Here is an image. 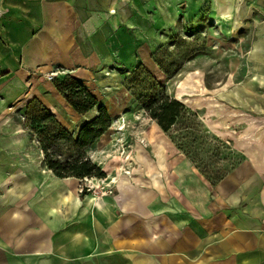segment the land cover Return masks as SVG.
<instances>
[{
  "label": "crops",
  "instance_id": "crops-1",
  "mask_svg": "<svg viewBox=\"0 0 264 264\" xmlns=\"http://www.w3.org/2000/svg\"><path fill=\"white\" fill-rule=\"evenodd\" d=\"M178 3L188 21L207 8L217 24L249 36L226 81L187 89L203 96L194 104L247 156L250 173L228 192L214 190L143 116L145 143L131 144L132 156L108 151L118 140L115 119L88 149L108 176L99 186L119 176L114 192L80 194V179L55 176L32 145L28 103L38 99L74 127L82 116L45 74L72 75L99 92L121 89L139 64L152 10L159 20ZM0 27V264H264V0H17Z\"/></svg>",
  "mask_w": 264,
  "mask_h": 264
},
{
  "label": "rangeland",
  "instance_id": "rangeland-1",
  "mask_svg": "<svg viewBox=\"0 0 264 264\" xmlns=\"http://www.w3.org/2000/svg\"><path fill=\"white\" fill-rule=\"evenodd\" d=\"M16 1L3 0L4 12L0 14V19L6 16L7 10ZM182 5L184 4L178 3L175 6L173 4V10L164 9L162 19L159 20L156 19L152 10L154 25L147 26L146 45L136 52L139 58L137 66L142 65L140 71L133 73L137 66L126 71L121 82V89H105L100 90V92L91 90V92L107 108L112 121L110 127L113 126L115 119L121 120L120 126H115L111 134V136L118 137V140H115L116 146L109 141L106 144L109 147L108 151L113 148L115 151H120L118 152L120 155L130 151L132 156L134 148L131 144H134L136 140L141 141V143L142 141L145 142L143 139L144 129L142 131L137 129L140 124L139 119L141 116L146 118V126L152 122L143 108V101L152 92V85L154 87L162 86L168 95L185 103L188 109V112L179 118L177 124L166 133L167 136L178 151L183 153L196 166L214 190L224 186L228 192L234 184L233 181L238 182L239 178L242 177L243 179L250 173L247 156L236 150L229 139L219 136V132L216 131L218 130L216 129L218 121L206 122L197 107L202 103L203 96L201 94L195 96L187 88L188 86L192 87L194 84L198 88L201 85L216 88L218 87L217 82L226 81L231 58L236 51L241 53V50H246L249 36L242 40L241 36L245 32H242L239 26L226 27L216 24L207 8L195 13L194 18L192 17L188 21V7L186 5L182 7ZM132 73L133 75L130 76ZM80 82L86 86V83L82 80ZM112 92L115 93L112 94ZM216 92L213 90L212 95L214 94V97ZM188 98H190L189 101ZM196 101H199V104H194ZM118 102L122 103L120 108L122 112L130 115L131 118L122 117L123 114L119 113ZM113 104H116V106ZM115 113L117 114L115 115ZM88 114L82 116L80 123L67 129L70 131L80 129L87 120L98 114L97 109ZM214 114L216 117L221 116L219 110ZM24 122L32 136V145L36 150H39L35 134L28 128L26 119ZM129 129L134 130V132H129ZM145 146L149 149L150 145ZM88 154L90 156L89 151ZM90 158L99 165L96 161L97 157L95 159L90 156ZM42 160L44 163V156ZM112 178L116 182L119 181V176L114 175ZM97 180L105 179L97 178ZM80 181V185L85 186L87 181L81 179ZM94 183L96 187H102L96 182ZM110 187L111 185L107 186V189ZM104 191L92 188L87 190L85 195L88 193L103 195L105 194ZM80 194L82 193L80 192Z\"/></svg>",
  "mask_w": 264,
  "mask_h": 264
},
{
  "label": "trees",
  "instance_id": "trees-1",
  "mask_svg": "<svg viewBox=\"0 0 264 264\" xmlns=\"http://www.w3.org/2000/svg\"><path fill=\"white\" fill-rule=\"evenodd\" d=\"M141 69L142 65H139L133 73ZM53 81L57 91L79 115L85 116L94 109L98 114L87 120L80 129L70 131L38 99H32L26 107L25 119L36 136L45 166L59 178H106L107 173L92 161L88 149L112 124L107 108L78 78L64 75L56 76ZM152 87V92L143 101V108L168 133L188 109L185 103L168 95L162 86ZM86 192L85 189L82 195Z\"/></svg>",
  "mask_w": 264,
  "mask_h": 264
},
{
  "label": "built area",
  "instance_id": "built-area-1",
  "mask_svg": "<svg viewBox=\"0 0 264 264\" xmlns=\"http://www.w3.org/2000/svg\"><path fill=\"white\" fill-rule=\"evenodd\" d=\"M59 73L58 72H52V73H49V74H46V79L48 80V81H53L55 78H56V76L58 75ZM145 142L144 141H142V144H144ZM126 175H130L131 174V170H129V169H126V168H124L123 170H122ZM95 180H97V178H85L84 179V181H87L86 183H85V186L84 185H80V192L81 193H83V191L86 189V191L87 190H90V189H92V188H98V189H101V190H105L104 191V193L106 194V193H112L113 192V187H112V184H116L117 182L115 181V179L114 178H112V180L110 181V182H107L106 184H105V186H102L101 188H99V187H96L95 186ZM97 181H100V180H97ZM101 181H103V180H101ZM111 185V187L109 188V189H107V186H110Z\"/></svg>",
  "mask_w": 264,
  "mask_h": 264
},
{
  "label": "water",
  "instance_id": "water-1",
  "mask_svg": "<svg viewBox=\"0 0 264 264\" xmlns=\"http://www.w3.org/2000/svg\"><path fill=\"white\" fill-rule=\"evenodd\" d=\"M4 12L3 9V0H0V14Z\"/></svg>",
  "mask_w": 264,
  "mask_h": 264
},
{
  "label": "bare ground",
  "instance_id": "bare-ground-1",
  "mask_svg": "<svg viewBox=\"0 0 264 264\" xmlns=\"http://www.w3.org/2000/svg\"><path fill=\"white\" fill-rule=\"evenodd\" d=\"M216 23V22H215ZM217 24V23H216Z\"/></svg>",
  "mask_w": 264,
  "mask_h": 264
}]
</instances>
